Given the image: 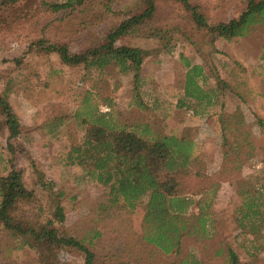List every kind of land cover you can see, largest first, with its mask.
I'll list each match as a JSON object with an SVG mask.
<instances>
[{
    "label": "rangeland",
    "instance_id": "374dc122",
    "mask_svg": "<svg viewBox=\"0 0 264 264\" xmlns=\"http://www.w3.org/2000/svg\"><path fill=\"white\" fill-rule=\"evenodd\" d=\"M63 1L0 4V94L7 96L20 119L14 162L23 169L27 187L35 191L34 204L43 217L51 216L60 204L65 220H57L56 225L61 233L89 238L101 231L94 250L102 264H230L229 247L241 264H264V200L259 198V205L249 210L254 214L245 217L238 193L241 188L253 195L259 189L264 198V24L242 37L214 40L197 28L182 2L156 0L153 16L118 42L146 50L136 76L134 70L122 72L115 62L102 71L70 66L58 54L36 51L30 44L45 36L71 43L72 49L86 48L141 12L146 1L87 0L74 10L51 7ZM190 1L211 22L238 17L247 6V0ZM195 64L204 66L205 79L201 75L197 79L206 90L220 86L212 105L186 96L187 72ZM88 91L93 93L88 105L99 103L101 111L112 110L121 121L149 122L162 132L190 137L208 171L219 173L208 182L202 178L206 185L217 186L208 230L194 229L192 224L198 222L189 221L194 233L186 232L179 251L165 253L144 240V204L135 212L121 203L112 204L109 188L87 167L69 159L72 146L86 132L87 125H80L75 115ZM105 99L113 106L103 103ZM230 114H242L246 123L241 134L245 137L247 131L254 146L249 159L247 148L234 155L223 146L221 122L223 117L230 120ZM238 135L231 130L229 141ZM228 149L232 163L219 172ZM11 157L7 130L0 126V173L10 168L6 160ZM239 159L242 165L235 164ZM188 179L194 187L189 195L197 200L196 192L205 184L193 174ZM188 212H198L194 203ZM242 222L246 227H241ZM54 252L32 247L0 226V264H84V253L76 247L62 245Z\"/></svg>",
    "mask_w": 264,
    "mask_h": 264
},
{
    "label": "trees",
    "instance_id": "16d2710c",
    "mask_svg": "<svg viewBox=\"0 0 264 264\" xmlns=\"http://www.w3.org/2000/svg\"><path fill=\"white\" fill-rule=\"evenodd\" d=\"M11 1L15 0H1L0 4ZM85 1L87 0H65L55 2L51 7L55 11L68 7L74 10ZM145 1L146 5L141 12L128 16L112 27L104 40L86 48L72 49L71 43L43 36L32 41L31 49L56 53L62 62L70 66L83 65L101 71L115 62L122 72L134 70L138 76L147 54L146 50L118 42L153 16L157 9L156 0ZM177 1L182 2L190 11L197 28L206 30L214 40L242 37L255 25L264 24V0H247L246 8L238 17L220 22H211L190 0ZM198 75L204 76L205 79L204 66L192 65L187 72L186 96L199 104L205 100L206 106L216 103L214 97L217 99L220 86L206 90L197 79ZM92 94V91H88L83 99V105L76 111L75 116L81 119L80 125L87 127L83 140L72 146L69 159L87 167L93 176L109 188L112 204L121 203L131 212H135L138 205L144 204L142 229L144 240L155 244L165 253L179 251L186 232L194 233L189 231L191 226L189 223L192 220L198 222L192 224L191 227L194 229H202L204 232L208 230V224L212 220L209 209L217 186L215 183H211L210 186L205 183L213 174L219 173L208 171V165L198 156L196 143L190 137L162 132L149 122L132 125L121 121L112 110L101 111L99 103L88 105ZM237 95L240 96L239 93ZM104 101L107 106H113L110 99ZM241 115L230 114L231 123L228 118L223 117L221 122V133L225 140L223 146H229L234 155L247 148L246 159H249L254 146L247 131L244 130L245 137L241 134L242 126L246 124ZM0 126L7 130L8 148L12 154L11 159L6 160L10 168L6 166L5 173H0V226L11 230L19 238H25L32 247L46 248L47 251L54 252L60 246L68 245L84 253V264H102L99 252L94 250L96 237L101 235V231H97L89 238L72 235L69 232L61 233L56 222L65 220L63 207L59 204L51 216L43 217L41 209L35 206L36 193L27 187L23 169L17 167L14 162L18 150L13 142L21 134L22 125L7 96L2 94ZM231 130L240 133L237 137L233 136V142L229 141ZM229 154V149L224 152L225 164L219 172L224 171L227 162L232 163L228 159ZM235 164L242 165V162L239 159ZM192 174L199 178L200 183L205 184L196 192L199 194L197 200L189 195L194 190V187L191 188L187 184L191 181L188 178ZM202 178H206V182L202 181ZM262 186L264 188V183ZM238 193L243 198L245 217L254 214V212L249 214V210L259 205L257 201L259 198L264 200L259 189L255 192L257 194L253 195H248V190L241 188ZM193 203L198 212H188ZM255 212L260 210L257 209ZM241 227H246L243 222ZM228 252L230 264H241L231 247L228 248Z\"/></svg>",
    "mask_w": 264,
    "mask_h": 264
},
{
    "label": "built area",
    "instance_id": "2783aa9c",
    "mask_svg": "<svg viewBox=\"0 0 264 264\" xmlns=\"http://www.w3.org/2000/svg\"><path fill=\"white\" fill-rule=\"evenodd\" d=\"M104 110H107V111H108V110H109V108H108V107H105V108H104Z\"/></svg>",
    "mask_w": 264,
    "mask_h": 264
}]
</instances>
